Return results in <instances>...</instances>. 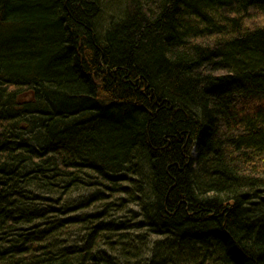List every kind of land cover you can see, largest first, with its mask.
Segmentation results:
<instances>
[{"label": "trees", "instance_id": "obj_1", "mask_svg": "<svg viewBox=\"0 0 264 264\" xmlns=\"http://www.w3.org/2000/svg\"><path fill=\"white\" fill-rule=\"evenodd\" d=\"M0 264H264V0H0Z\"/></svg>", "mask_w": 264, "mask_h": 264}]
</instances>
